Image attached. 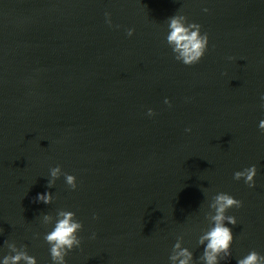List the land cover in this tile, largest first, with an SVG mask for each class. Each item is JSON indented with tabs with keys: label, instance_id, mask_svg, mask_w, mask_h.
I'll return each instance as SVG.
<instances>
[{
	"label": "water",
	"instance_id": "1",
	"mask_svg": "<svg viewBox=\"0 0 264 264\" xmlns=\"http://www.w3.org/2000/svg\"><path fill=\"white\" fill-rule=\"evenodd\" d=\"M175 14L208 34L194 65L167 44ZM262 97L264 0H0V264H53L61 210L83 224L66 264H179L183 248L205 264L221 192L243 206L219 264L264 256ZM252 165L249 188L233 177Z\"/></svg>",
	"mask_w": 264,
	"mask_h": 264
},
{
	"label": "clouds",
	"instance_id": "2",
	"mask_svg": "<svg viewBox=\"0 0 264 264\" xmlns=\"http://www.w3.org/2000/svg\"><path fill=\"white\" fill-rule=\"evenodd\" d=\"M208 11L207 8L204 9ZM109 14L106 13V16ZM111 25V20L107 21ZM169 32L166 36L167 44L171 47L174 57L177 61L185 65L191 66L198 63L204 56L208 46V34L205 32L201 34V25L197 23L188 22L184 16L173 15L168 18ZM134 29H128L127 35L132 36ZM231 59V57H230ZM264 99V97H262ZM166 104L170 101L165 100ZM149 116L155 115L152 109L148 110ZM259 128L264 132V120L259 123ZM191 131V129H186ZM62 174V169L59 165L50 168V175L52 179L48 181V187L54 186L55 180ZM257 168L255 165L245 168L243 171H236L234 173L235 180L243 179L249 188L255 187V176ZM67 185L75 190L77 188L76 177L71 174L63 173ZM53 195L51 192L37 194L35 202H42L43 204H51ZM215 210V214L211 216L213 226L199 238V244L205 245L202 259L205 264H219L221 259H227L231 256L230 248L233 243V233L231 228L225 226L231 224L235 226L237 220L235 216L226 215L230 208H240L243 206L241 200H237L227 193H218L215 195L214 202L210 205ZM44 220L50 221L51 216L45 215ZM83 228L82 222L76 218L73 211L61 210L58 212V219L54 228L44 236V240L50 245V255L53 264H66L65 257L73 248H78L81 245V239L77 233ZM174 249H180V244L176 243ZM222 254V255H221ZM183 257V259H180ZM173 262L179 259V264H189L193 259V253L187 248L181 249L174 255L169 257ZM24 261L25 264H37L36 258L29 255L27 252H18L15 255H6L3 257V264H20ZM237 264H264V256H261L255 250L237 261Z\"/></svg>",
	"mask_w": 264,
	"mask_h": 264
}]
</instances>
